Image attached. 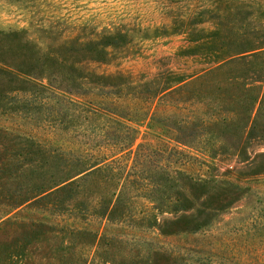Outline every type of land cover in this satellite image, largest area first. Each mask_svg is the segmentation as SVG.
Masks as SVG:
<instances>
[{"label": "trees", "instance_id": "obj_1", "mask_svg": "<svg viewBox=\"0 0 264 264\" xmlns=\"http://www.w3.org/2000/svg\"><path fill=\"white\" fill-rule=\"evenodd\" d=\"M258 11L264 14V8ZM241 13L254 12L236 4L226 11V16H233L235 21L209 29L201 26L204 20L194 15L174 22L187 43L177 55L202 65L190 72L165 70L136 86L121 72L82 74V78L101 84L99 94L105 102L107 95L121 93L113 92V88L122 87L131 92L117 98L159 102L163 107L161 123L172 131L175 143L207 153L208 161L176 146L154 147L142 142L132 150L136 131L118 120L113 122L119 133L106 129L90 134L91 140L84 141L83 153L74 149L50 152L30 136L12 135L0 128V205L5 207V214L31 206L88 220L90 227L92 220L99 224L98 229H89L32 219H6L0 222V230L10 225L12 231L5 230L1 235L0 264H29L31 248L58 233L60 246L54 248L56 253L50 254L52 260L47 264H88L92 251L102 264H180L187 260L166 248L139 243L136 255L130 256L129 261L127 256L116 253L122 245H131V239L112 236L108 228L115 224L162 237L205 232L250 190L241 179L246 182L264 175V152L253 153L255 146L264 145V20L257 25L241 24L237 19ZM126 42V34L112 33L87 40L79 44L81 56L74 64L106 63L111 56L108 48H118ZM66 62L65 57L46 53L37 59L36 72L3 63L0 109L4 108L1 102H45L50 98L74 102L59 93H79L51 83V67L63 73L60 67ZM85 110L96 116L102 112L125 118L102 107ZM87 119L80 123L69 120L65 125L76 123V128L87 132L95 128ZM6 136L17 141L9 144L3 140ZM127 150L132 154L130 166L117 156ZM156 156L158 160L154 161ZM232 156L245 162L246 170L239 172V181L216 174L212 163L214 159L224 161ZM92 175H96V184L103 191L95 192L96 200L85 201L80 195L89 193L88 178ZM132 187L138 193L134 197L150 199V208L139 207L142 205L135 203L134 197L132 201L128 196ZM107 188L112 190L106 191ZM256 219L264 221V207ZM199 261L213 264L206 256Z\"/></svg>", "mask_w": 264, "mask_h": 264}, {"label": "rangeland", "instance_id": "obj_2", "mask_svg": "<svg viewBox=\"0 0 264 264\" xmlns=\"http://www.w3.org/2000/svg\"><path fill=\"white\" fill-rule=\"evenodd\" d=\"M236 4L254 12L237 16L241 24L250 22L257 25L264 20V14L258 11L264 8V0H0V66L12 63L22 70L36 72L37 59L46 53L58 54L65 57L67 62L60 67L63 73H58L56 67H51L52 85L80 94L59 93L60 97L74 102H58L52 98L45 102H1L4 108L0 109V128L12 135L19 133L30 136L50 152L74 149L76 153H83L86 146L84 141L91 140L90 134L106 129L119 133L113 122L118 120L136 131L132 150L142 142L154 147L176 146L208 161L207 153L175 143L172 131L161 123L163 107L159 102H145L122 96L117 98L131 92L124 87L113 88V92L121 90V93L107 95L105 102L99 94L103 88L101 84L82 78V74L86 71L96 74L121 72L136 86L165 70L190 72L200 68V63L177 55L187 43L185 36L176 31L174 22L178 18L194 15L203 19L201 26L208 29L215 24H227L235 21V18L226 16V11ZM108 33L126 34V45L108 48L111 56L106 63H88L87 66L74 64V61L80 60V43L96 40ZM26 41L29 43H25ZM53 79L56 80L55 83ZM102 100L104 102H100ZM94 107L115 111L125 118L102 112L98 113L100 116H96L85 110H92ZM84 118H88L90 127L95 128L84 132L76 128V123L72 126L65 125L69 120L85 122ZM3 140L9 144L17 141L8 136ZM259 152H264V145L253 148L254 154ZM117 156L127 166L131 165L132 154L128 150ZM157 160L158 156L154 157V161ZM212 163L216 167V174H225L223 178L233 181H239V172L246 170L245 162H239L236 156L224 161L217 158ZM95 177L96 175H92L88 178L89 193L80 195L85 201L96 200L98 194L95 192L103 191L97 186ZM247 180L240 181H244L243 185L250 187V190L222 213L205 232L190 236L162 237L127 227L120 228L115 224L110 226L108 234L119 239H131V245H122L117 256H127L130 261V256L136 255L141 243L144 247L159 246L174 255H184L183 260H187L180 264H199V260L205 256L213 264H264V221L256 219L259 210L264 207V175ZM112 188H107L106 191L110 192ZM132 188L128 190V196L133 201L138 193ZM134 201L141 204L139 207L142 209L151 207L149 198L137 196ZM15 211L5 214V207L0 205V222L16 218V221L32 219L59 226L99 228L97 221H90L93 223V227H90L87 225L88 220L31 206ZM160 218L158 216V220ZM10 229V225L3 227L0 238L5 230L12 231ZM57 236L49 235L46 241L33 246L29 264H47L52 260L49 258L50 254L56 253L54 248L60 246V238ZM94 255L92 251L88 264H102ZM203 264H208V261Z\"/></svg>", "mask_w": 264, "mask_h": 264}]
</instances>
